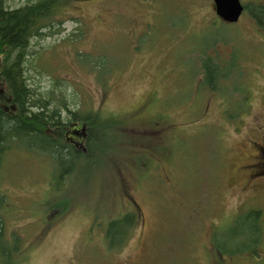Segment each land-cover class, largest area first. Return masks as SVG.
Here are the masks:
<instances>
[{"label": "rangeland", "instance_id": "1", "mask_svg": "<svg viewBox=\"0 0 264 264\" xmlns=\"http://www.w3.org/2000/svg\"><path fill=\"white\" fill-rule=\"evenodd\" d=\"M86 1H71L61 22L32 39L25 77L50 108L64 98L63 119L112 116L120 144L109 166L59 190L51 159L12 142L0 167V264H263L264 232L261 246L247 245L255 256H235L245 246L227 238L249 226L252 210L262 211L264 227V184L246 191L241 177L252 160L247 140L264 139V27L249 12L237 24L219 20L213 0H136L123 9ZM205 59L230 71L222 92L199 93ZM232 86L245 91L229 101ZM7 99L0 80V105L10 108ZM64 201L69 211L52 208ZM130 214L126 239L110 245L108 223Z\"/></svg>", "mask_w": 264, "mask_h": 264}, {"label": "trees", "instance_id": "2", "mask_svg": "<svg viewBox=\"0 0 264 264\" xmlns=\"http://www.w3.org/2000/svg\"><path fill=\"white\" fill-rule=\"evenodd\" d=\"M71 1L73 0H35L25 6L10 7L7 0H0V80L8 95V101H5L4 104L8 103L7 105L10 107L5 108L0 105V167L4 163L7 153L15 149V145L11 143L23 142L29 147L25 150L45 155L48 160L51 159L52 181L59 190H65L67 181L77 174L84 173L89 177L93 170L101 166H109L111 158H115L112 154L117 150L116 145L120 144L116 132H123L122 128L119 129L114 124V121L107 119L112 116H103L99 112H87L86 114L70 112L67 118L63 119L59 111L60 107L68 109L67 102L63 101L64 98H55L56 108H50L51 98L48 96V102H46L42 98L36 97L37 94L29 86L25 77L26 68L24 65L29 56V45L32 39L46 35L44 29L48 27L50 30L54 22H57L56 20L61 22L62 20L58 18L62 13H65L66 8L71 5ZM246 9V12H249L261 24L260 28L264 27V6L261 4L250 5ZM210 63V60L205 59L202 64L204 74L199 89L201 95L213 92L211 90L222 92L224 90L221 86L222 81L231 74L230 71L217 72ZM193 74L196 75L195 72ZM236 88L238 87L232 86L228 91L229 101L236 96L232 93L236 92ZM242 91L245 89H240L238 93ZM240 96L238 95V97ZM244 96L248 98L247 93ZM220 97L223 99L222 96ZM243 99L244 97L241 99V109L244 108ZM60 102L62 103L60 104ZM157 116H162L164 120L165 114H157ZM193 120L199 121V118L196 117ZM74 124H78L80 128L84 126L86 129L84 146L73 140L72 131L74 130L71 126ZM79 131L81 132V129ZM76 142L79 146L75 144ZM123 146L122 144L121 148ZM122 151L120 149L118 154ZM44 153H48V155ZM136 161L139 166H142V163H147L140 159H136ZM2 200L4 198L0 197V204ZM52 205V208L61 213L69 211L72 207L68 201L56 202ZM1 208L2 205H0ZM260 215L258 211L250 212L247 215V218L252 221L248 224L249 226L239 229V234H230L227 238V241H238L242 247L245 246L244 249L234 250L235 256L242 257L249 252L246 248L247 245H251L250 239L252 238L253 245H260L259 239L262 235ZM46 217L48 216L46 215ZM134 218L135 215L130 214L108 223L106 236L110 245L117 246L126 239L127 231L133 225ZM1 219L0 215V221ZM3 233L0 225V243ZM255 252L256 250H253L249 253H253L255 256ZM232 254L223 249L221 255L231 257ZM3 255L4 253L0 249V258L4 257Z\"/></svg>", "mask_w": 264, "mask_h": 264}, {"label": "flooded vegetation", "instance_id": "3", "mask_svg": "<svg viewBox=\"0 0 264 264\" xmlns=\"http://www.w3.org/2000/svg\"><path fill=\"white\" fill-rule=\"evenodd\" d=\"M89 1L91 4L97 1L101 2V0H88L86 2L88 3ZM109 1L113 2V5L114 3H118V6L121 5L122 9L125 7V5L133 3L134 1L136 2V0H107V2ZM116 9H118L117 11L120 12L119 7L112 8L111 14L119 15V13L116 12ZM261 138H263V135ZM246 143L248 146H252L253 148V153L250 155L252 160L250 164L242 166V169L245 170L244 173H246V175L241 173V177H244L246 180V191L258 193L263 189L260 184H264V139L247 140ZM242 151H245V149L240 146L239 152Z\"/></svg>", "mask_w": 264, "mask_h": 264}, {"label": "water", "instance_id": "4", "mask_svg": "<svg viewBox=\"0 0 264 264\" xmlns=\"http://www.w3.org/2000/svg\"><path fill=\"white\" fill-rule=\"evenodd\" d=\"M217 16L226 23H237L244 11L241 0H213Z\"/></svg>", "mask_w": 264, "mask_h": 264}]
</instances>
